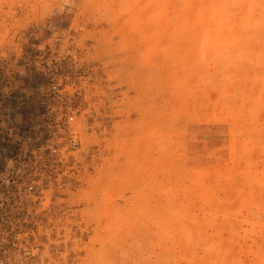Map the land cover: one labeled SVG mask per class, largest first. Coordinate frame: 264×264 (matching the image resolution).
Wrapping results in <instances>:
<instances>
[{
	"label": "rangeland",
	"instance_id": "obj_1",
	"mask_svg": "<svg viewBox=\"0 0 264 264\" xmlns=\"http://www.w3.org/2000/svg\"><path fill=\"white\" fill-rule=\"evenodd\" d=\"M59 66L77 146L38 108L0 264H264V0H0L16 124Z\"/></svg>",
	"mask_w": 264,
	"mask_h": 264
},
{
	"label": "built area",
	"instance_id": "obj_2",
	"mask_svg": "<svg viewBox=\"0 0 264 264\" xmlns=\"http://www.w3.org/2000/svg\"><path fill=\"white\" fill-rule=\"evenodd\" d=\"M58 69L61 71L63 68L45 67L39 71V74L41 73L49 82L41 90L39 102L41 117L47 120L49 117H55L52 119L53 133L48 131L49 125L44 124L40 128L47 139L65 141L74 148L78 141L77 133L71 128L75 109L66 106L65 100H68L64 94L66 88L61 84L52 83ZM4 88L3 94H0V206L41 205L44 200L42 192L36 186L17 177L25 169L24 159L27 152L23 150V145L29 132L27 128H22L14 122L13 101L8 100L6 87ZM9 90L11 91V88ZM56 109L59 112L51 116ZM14 145L17 150H14Z\"/></svg>",
	"mask_w": 264,
	"mask_h": 264
},
{
	"label": "water",
	"instance_id": "obj_3",
	"mask_svg": "<svg viewBox=\"0 0 264 264\" xmlns=\"http://www.w3.org/2000/svg\"><path fill=\"white\" fill-rule=\"evenodd\" d=\"M42 88L43 83L41 82L35 88H32L33 97L21 102L16 101L15 110L19 118V125L22 128H31L30 125L32 124V120L34 116H36V112L39 108Z\"/></svg>",
	"mask_w": 264,
	"mask_h": 264
}]
</instances>
